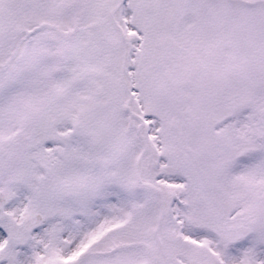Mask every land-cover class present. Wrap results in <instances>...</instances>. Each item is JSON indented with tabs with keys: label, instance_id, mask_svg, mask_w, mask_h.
I'll list each match as a JSON object with an SVG mask.
<instances>
[{
	"label": "snow or ice",
	"instance_id": "6c2138e0",
	"mask_svg": "<svg viewBox=\"0 0 264 264\" xmlns=\"http://www.w3.org/2000/svg\"><path fill=\"white\" fill-rule=\"evenodd\" d=\"M0 264H264V0H0Z\"/></svg>",
	"mask_w": 264,
	"mask_h": 264
}]
</instances>
